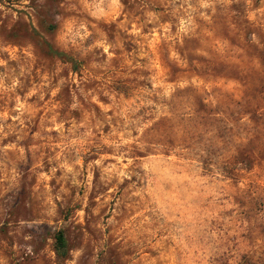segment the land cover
<instances>
[{"label":"rangeland","instance_id":"rangeland-1","mask_svg":"<svg viewBox=\"0 0 264 264\" xmlns=\"http://www.w3.org/2000/svg\"><path fill=\"white\" fill-rule=\"evenodd\" d=\"M0 264H264V0H0Z\"/></svg>","mask_w":264,"mask_h":264},{"label":"trees","instance_id":"trees-1","mask_svg":"<svg viewBox=\"0 0 264 264\" xmlns=\"http://www.w3.org/2000/svg\"><path fill=\"white\" fill-rule=\"evenodd\" d=\"M36 5H37V10H35V16H37L39 21L45 22L47 24L46 28H47L48 32H54L57 28V23L54 19L55 14L44 16L41 13V6L42 5L35 4V6ZM25 28H26V33L30 37L36 38V40H37L36 44L47 55H50L52 57L63 58V59L68 57V59H65V60L72 62V69L73 70H78V68H79L78 61L71 58L66 52L57 49L49 39L42 37L37 32V30L33 27V25L31 23H27ZM65 247H66V240H65L64 231L58 230L56 235H55V249H56L57 253L62 254L63 251L65 250Z\"/></svg>","mask_w":264,"mask_h":264}]
</instances>
